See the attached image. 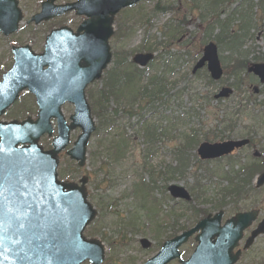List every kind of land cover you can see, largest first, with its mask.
Wrapping results in <instances>:
<instances>
[{"label": "rangeland", "instance_id": "rangeland-1", "mask_svg": "<svg viewBox=\"0 0 264 264\" xmlns=\"http://www.w3.org/2000/svg\"><path fill=\"white\" fill-rule=\"evenodd\" d=\"M41 1L20 0L26 18L39 9ZM66 1L75 0H57ZM80 21L81 17L72 13L43 24L35 33L24 29L13 38L0 35V79L13 64V43H29L42 51L50 29L61 24L76 28ZM124 22L131 29L127 36L120 27ZM115 24L117 34L110 39L114 56L118 51V60L128 65L134 54L154 52L153 61L141 69L143 78L156 76L165 85L156 95L154 86L150 87V93L140 94L131 104L111 98L107 107L111 113L117 111L116 121L111 127L101 128L89 93L97 94L109 83L111 62L101 80L86 90L95 122L101 128L90 139L86 166L79 168L65 153L80 132L77 128L60 154L58 172L62 180L78 183L83 175L88 176V198L97 215L84 234L104 243L103 264H143L165 240L219 210L229 218L238 211L259 209V219L264 218V189L252 191L251 185H247V195L242 192V198L231 191L220 206L224 190L231 188L225 176L238 177L247 164L264 162V83L247 71L251 63L264 61V0H145L129 11H121ZM211 40L218 46L224 71L219 81L211 80L206 67L192 73L204 45ZM223 87H230L233 93L216 99ZM29 98L24 94L3 118H35L37 107H30ZM73 110L70 104L62 107L68 121ZM148 126H152L150 134L153 127L158 129L159 136L152 144L145 133ZM185 134L196 135L199 143L206 135L210 142L252 136L254 145L215 161L200 160L192 149L187 153V168L171 175L168 171L178 165L177 149L185 142ZM123 137L128 142L124 148L118 150L111 145ZM49 143L50 138H42L41 145L48 147ZM259 153L258 159L255 155ZM171 185L186 188L193 201L173 198L168 190ZM135 216L139 224L134 227L130 219ZM141 238L150 240L151 246L142 248ZM183 248L187 258L195 248L193 237ZM256 249L264 253V237L257 241ZM169 264L179 263L175 260Z\"/></svg>", "mask_w": 264, "mask_h": 264}, {"label": "water", "instance_id": "water-1", "mask_svg": "<svg viewBox=\"0 0 264 264\" xmlns=\"http://www.w3.org/2000/svg\"><path fill=\"white\" fill-rule=\"evenodd\" d=\"M53 1L43 3L42 12L33 18L36 22L74 7L78 13L86 14L89 18L75 34L64 30L51 32L42 55L32 53L29 46L15 48L14 68L0 84V89L6 91L0 94V114L26 87L36 94L39 104V118L36 121L0 122V177L4 178L0 180V187L4 190V195L0 197V235L5 237L0 243V264H80L86 259L93 264H101L104 259L105 248L101 241L83 236V231L96 216L95 209L87 200V179L84 177L79 187L61 183L56 181V167L58 153L67 146L70 130L76 127H81L82 134L67 153L71 159L78 161L79 166L85 165L86 146L96 126L84 90L90 82L101 77L111 61L108 39L114 32V15L121 8L132 6L140 0H80L59 7H54ZM17 4V0H0V29L5 34L16 31L22 19ZM152 58L153 54H137L133 60L139 66H145ZM205 64L214 80L221 78L223 70L217 46L213 42L205 46L203 57L193 72ZM45 65H48V69H43ZM248 71L264 82V63L251 64ZM231 92V89L223 88L216 98L228 97ZM66 101L75 104L70 125L66 124L61 112V105ZM52 117L57 118L59 127L54 149L46 154L36 153V141L40 135L52 131ZM20 142H31L30 147L17 148ZM247 143L248 140L204 142L199 146L198 154L202 159L217 158ZM258 179V185L264 184V173ZM169 190L174 197L190 198L182 187L173 185ZM15 191L20 195H15ZM17 212L26 213L20 217L24 228L10 220ZM222 215L223 212L213 218L208 216L195 228L167 241L161 252L146 264L168 263L178 256V247L198 230L201 233L195 238L199 242L196 251L183 264H227L223 250H231L236 245L242 230L250 224L254 215H237L221 227ZM33 223H39L41 227H30ZM37 236L40 239L37 240ZM141 242L143 247L150 245L146 239ZM212 251L215 256L205 260L203 256L211 257ZM227 256L230 257L229 254Z\"/></svg>", "mask_w": 264, "mask_h": 264}, {"label": "trees", "instance_id": "trees-1", "mask_svg": "<svg viewBox=\"0 0 264 264\" xmlns=\"http://www.w3.org/2000/svg\"><path fill=\"white\" fill-rule=\"evenodd\" d=\"M120 59L117 57L116 60ZM244 62V61H242ZM123 62L117 61V64L115 68L112 69L110 73V81L108 83V87H106V90L101 92V96L98 98V104H95V110L96 115L100 120V124L102 125V128L105 127H111L115 123V115L116 112H109L107 103L109 104V101L111 98H113L115 101H121L122 99H125L131 104L132 101H135L138 97L140 91L142 90V95L144 93H150V87L154 86L155 92H153V95L159 94L164 90V83L157 79H151L149 84H146L142 86L140 84L141 79V72L137 67L134 65H128L126 67H122ZM129 90L131 92V96L126 98V91ZM146 135L149 137L150 143H152L153 139H155L156 131L153 130L152 134H150V131L146 129ZM186 142L181 144V146L177 149V161L178 166L174 169L170 170L171 173H182L183 170L186 169L189 162L188 152H190V149L195 147L197 143L199 142V138L196 136H189L184 135ZM215 137H218L217 134H214ZM114 137V134H113ZM209 136L207 135L206 138ZM222 138V136H221ZM115 139V138H114ZM128 144L127 140L123 137L121 140H115L114 144H111L112 146H116V149L119 150L121 147H125ZM123 147V148H124ZM123 153V149H121L120 154ZM248 169L247 174L252 173L254 170L257 171V169L254 168H246ZM234 187H239L238 183H235L233 185L232 190Z\"/></svg>", "mask_w": 264, "mask_h": 264}, {"label": "flooded vegetation", "instance_id": "flooded-vegetation-1", "mask_svg": "<svg viewBox=\"0 0 264 264\" xmlns=\"http://www.w3.org/2000/svg\"><path fill=\"white\" fill-rule=\"evenodd\" d=\"M31 26L32 24L28 25L29 28ZM39 26H41V24ZM39 26H35V29L38 30V28H40ZM30 98L32 100L34 99L33 96H30ZM261 189H264V186ZM261 220L262 219H259L258 217L252 227L244 231L242 239L233 250V254L238 255L237 261L234 264H264V253H262L259 249H256L257 241L260 238H263L264 234L257 235L251 242L248 243L249 238H251Z\"/></svg>", "mask_w": 264, "mask_h": 264}, {"label": "snow or ice", "instance_id": "snow-or-ice-1", "mask_svg": "<svg viewBox=\"0 0 264 264\" xmlns=\"http://www.w3.org/2000/svg\"><path fill=\"white\" fill-rule=\"evenodd\" d=\"M3 177H0V180H3ZM15 195H20V193L18 191L14 192ZM4 195V190L2 189V187H0V197H2ZM26 203V202H25ZM26 215V213L24 212H17L16 215L10 217L11 222L13 223H18L20 228H24L25 225L23 223H20V217ZM30 227L32 228H38L41 227V225H39V223H33L30 225ZM36 239H40L39 236L36 237ZM5 240V237L3 235H0V243H3V241ZM26 257H21V259H24Z\"/></svg>", "mask_w": 264, "mask_h": 264}]
</instances>
